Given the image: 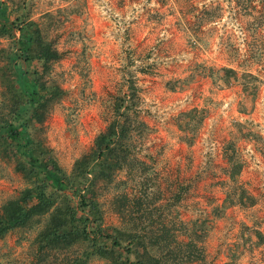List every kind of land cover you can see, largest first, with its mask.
I'll return each instance as SVG.
<instances>
[{
	"label": "rangeland",
	"instance_id": "1",
	"mask_svg": "<svg viewBox=\"0 0 264 264\" xmlns=\"http://www.w3.org/2000/svg\"><path fill=\"white\" fill-rule=\"evenodd\" d=\"M15 1L63 52L53 75L66 94L41 135L62 167L72 170L117 101L136 97L143 121L136 154L147 170L122 172L116 184L150 205L136 212V223L158 229L200 218L210 228L199 264H264V0ZM14 47L12 38H0L1 67ZM228 67L238 76L226 83ZM12 68L26 71L24 60ZM194 108L203 121L190 144L179 124ZM240 123L254 137L246 138ZM233 145L242 162L237 184L255 196L251 206L226 200L237 186L226 160ZM25 185L15 163L0 158V206ZM117 189L100 198L110 227L122 222L111 201ZM22 235L0 240V264L23 255L30 236L20 241ZM89 264L108 263L95 256Z\"/></svg>",
	"mask_w": 264,
	"mask_h": 264
},
{
	"label": "trees",
	"instance_id": "2",
	"mask_svg": "<svg viewBox=\"0 0 264 264\" xmlns=\"http://www.w3.org/2000/svg\"><path fill=\"white\" fill-rule=\"evenodd\" d=\"M20 5L15 0H0V38H12L17 45L3 54L7 65L0 66V158L15 163L26 185L0 206V240L20 232V241L30 238L23 255L7 263L89 264L95 256L108 264H199L205 260L202 243L210 228L205 220L180 219L173 224L163 222L158 229L142 228L134 216L150 205H144L138 192L116 185L122 172L136 175L147 170L146 162L136 154V136H141L143 126L136 97L130 104L126 98L117 101L107 127L75 160L70 172L46 146L41 138L45 122L66 94L53 75L63 52L57 40L49 38ZM17 58L24 60L26 71L12 68ZM224 76L228 83L238 75L228 67ZM246 76L249 82L253 80L252 74ZM181 116L179 127L191 144L203 120L197 108ZM239 128L246 138L254 137L242 123ZM226 160L229 178L237 185L226 200L254 205L255 196L237 184L242 162L235 145L226 148ZM112 187L118 188L111 201L122 222L110 227L104 223L100 198ZM179 194L176 203L182 200ZM177 229L184 232L176 234Z\"/></svg>",
	"mask_w": 264,
	"mask_h": 264
}]
</instances>
